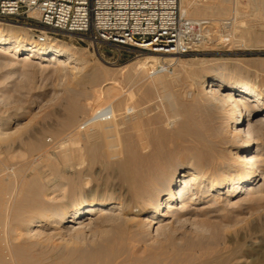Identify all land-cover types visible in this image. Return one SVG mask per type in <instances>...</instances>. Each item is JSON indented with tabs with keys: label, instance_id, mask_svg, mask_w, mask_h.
<instances>
[{
	"label": "bare ground",
	"instance_id": "obj_1",
	"mask_svg": "<svg viewBox=\"0 0 264 264\" xmlns=\"http://www.w3.org/2000/svg\"><path fill=\"white\" fill-rule=\"evenodd\" d=\"M195 5L190 0H181L182 15L219 17L228 8L227 0ZM210 20L211 18H207L202 23H211ZM0 46L10 57H16V53L22 52L16 58L24 63L40 56L49 62H57V66L68 65L75 72L81 69L77 65L86 63L84 54L71 45H40L32 36L22 33L18 26L8 22L0 21ZM147 58V62L156 60L153 56ZM225 70V67L220 66L216 71L198 70L200 72L197 73L191 70L186 71V75L183 73L186 77L190 76L191 80L199 81L201 102L191 104V108L195 107L197 113H186L187 106L181 109L170 103V111L182 112V119L174 128V135L166 133L165 129L158 126L161 115L153 118L154 120L147 118V114L143 118L144 113L137 108L138 103L131 101L129 94L131 102L127 97L115 99L113 103L109 102L110 106L108 110L105 108L104 114L101 115V111L97 112L100 116L93 115L95 119L91 120L90 126L84 127L81 139H78L82 140L83 143L80 144L83 146L70 148L59 145L60 149L55 152L56 157H59L58 163L53 162L50 154H47L45 161L50 171L58 174L60 177L56 179L60 181V178L69 180L68 192L71 194L75 193L82 178L81 171L70 175L67 173L74 162L87 161V167L91 168L100 158L103 159L102 165L115 161L118 163L124 186V194L119 197L83 193L74 204L64 208H59L54 203L49 204V185L45 182L44 171L34 164L35 161L33 163L34 152L43 151L47 143L42 140L43 137H37L35 132L19 134L23 127L8 131L4 123L0 122V143H4L0 146V264H230L234 258L240 256L237 251H216L200 238L196 241L187 240L183 244L178 240L175 229L168 230L181 215L192 209L188 204L198 199V192L205 196L242 198L262 178L257 161L260 163L264 158V148L258 145L254 135L262 130L263 125L259 123V127H256L253 120L264 113V92L257 91L252 80H243L242 74L236 69L229 73L233 80L226 78ZM98 71L94 67L88 74L89 77L96 79L100 75ZM139 77L143 79L145 75L141 74ZM165 83L168 82L162 75L149 81L150 85L164 86ZM76 95L73 94L64 105L65 113L55 132L79 123L78 115L83 114L84 107ZM128 111H131L132 117L126 115L129 114L126 113ZM178 115L181 116L179 113ZM262 120L264 118L260 119L261 122ZM219 122L228 124L229 133L236 142L234 163L224 159L225 152L228 151L226 148L217 150L215 147L216 141L213 139L218 135ZM119 123L125 124V132H120L122 127L118 128ZM150 124L157 126L150 128ZM83 125L84 122L82 127ZM15 133H18L17 136ZM174 137L189 150L187 149L188 153L186 151L183 157L172 159L168 173L164 174L160 164L169 155L170 151L165 147L174 142ZM149 138L152 139L151 142L147 140ZM148 143L154 157L151 161L147 158L150 163H145L138 155L141 149L143 151L149 146ZM20 144L27 146V161L9 163L7 159H10V155L7 154L10 153L11 158L24 154L19 155L14 149ZM1 155H7V158ZM187 174L191 175L189 181L184 178ZM220 177H223L222 181L218 180ZM260 188L261 185L255 190L260 191ZM57 190L60 189L56 183L50 192ZM190 192L193 193L188 196ZM58 194L62 196L64 192ZM57 198L55 196L53 199ZM180 200L182 204L178 206ZM141 212L144 215L136 218L135 215ZM170 215L172 221L166 219ZM87 216L89 217L83 220ZM156 219L157 227L152 232L158 236L163 234L164 239L151 235V226ZM202 229L205 230L206 227ZM82 235L92 236L89 244L80 242ZM255 252L257 256L249 259L251 264H259V249Z\"/></svg>",
	"mask_w": 264,
	"mask_h": 264
},
{
	"label": "rangeland",
	"instance_id": "obj_2",
	"mask_svg": "<svg viewBox=\"0 0 264 264\" xmlns=\"http://www.w3.org/2000/svg\"><path fill=\"white\" fill-rule=\"evenodd\" d=\"M215 1L217 2V0H190L191 4H196L195 6L207 3L213 4L216 3ZM179 3V5H181V0H179ZM227 7V11L219 17L183 15L195 21L211 18L209 22H213V24L212 22L208 23V27L206 28V35L211 43L197 52H189L183 56L158 55L150 52H141L135 55L121 56L118 58L116 53L102 48L100 51L105 56V58L102 59L95 50L87 48V46L82 43L70 41H66L65 43L63 42L64 40L55 42L58 45L63 43L71 45L77 51L84 54L86 63L77 65L81 67L77 73L75 70L71 71L68 65L57 66V62H49L46 58L40 56L24 63L16 58L17 55H21L22 52L16 53V57H10L8 56L9 54L3 52L4 49L0 46V122L4 123L5 129L8 131L23 127V129L18 132L19 134L25 133L24 135H28L29 132H35L37 137L41 139L43 137L42 140H45L44 142L47 143L43 151L38 153L34 152L36 156L34 155L33 157V163L35 161L34 164L40 167L42 172L44 171L45 182L49 185V190H47V198L50 200H48L49 204L53 205L54 203L59 208H64L74 204L78 198L82 197L83 193L110 197L123 196L124 186L121 181L118 163L115 161H112L109 165H102L104 164L103 159L100 158L101 160L95 162L96 165L94 163L91 168L87 167L89 166L87 161L74 162L72 165L73 167H69V172L67 170V173L70 175L75 174V172H82L81 181L79 180L74 194L68 192L69 180L63 178H60L61 181L58 180L60 176L50 171L47 161H45L47 154H50L52 161L58 163L59 157L57 156V159L56 153L62 144L70 148H79V145L83 146V144H80L83 143L81 142L82 140L78 139H81L84 127L90 126V123H92L91 120L100 116V114H104L103 112H106L104 111L105 108L108 110L110 104L118 98L127 97L129 99L130 96L131 101H135V104L138 103L136 105L137 108L144 113L143 118L147 116V118L154 120L156 116L159 117V115H161L159 117L160 121L158 126L163 130L165 129L164 131L166 133L168 132V134L174 135V128L180 123L182 112L176 110V112L181 115L179 116L175 111H170V103L181 107V109L187 106L188 108L185 110L186 113H197L196 108L191 107L194 105V102H201L200 97L202 94H200L199 81L195 79L191 80L190 76H185L186 73L191 70H195L197 73L200 72L198 70L210 72L216 71V69L221 66L226 68L224 73L225 77L233 80L234 78L229 76V73L233 71V69H236L242 74L243 80H252L255 83V89L264 92V0H227ZM222 19L224 20L223 22L220 21ZM19 31L32 36V33L23 27H19ZM33 40L36 39L33 38ZM149 56L156 57V60L152 59V61L147 62V57ZM108 57H111V59L107 60ZM195 62L198 63L196 64ZM71 65H73V63ZM149 65H153L152 68ZM193 66L196 67L194 68ZM203 66H205V69ZM94 67L97 71L100 69L98 71L100 75L92 80L88 74ZM188 68L191 69L188 71ZM72 72L74 73L72 74ZM183 73H185V75H183ZM141 74L145 75L143 79L139 77ZM161 75L165 77V81L168 83H165L164 86L149 84V81L153 77ZM73 94L78 95H76V98L80 104L83 105L84 110L86 109L87 111L83 110L82 113L84 115L81 113L78 115L80 117H78V120L80 119L79 123L77 122L73 127L57 133L54 130L58 127L61 117L65 113L64 105ZM116 94L118 96L120 94V96L118 97ZM170 97L173 99L174 103L170 101L172 100ZM168 98H170V100H168ZM93 100L96 101L94 102ZM101 111L102 113H100ZM126 113H129V111ZM130 113L126 115L132 117ZM174 114H177V116ZM263 114L257 115L253 120L256 127H259V123L263 125L262 130L256 132L254 135V138L259 142L258 145L262 148H264V120H262V123L260 119L264 118V116H262ZM93 115L95 116L94 118ZM88 116L91 117L89 118ZM86 118L90 120L87 121ZM81 122H84L83 127ZM120 124L121 126H119ZM122 124L123 123H119L118 128L122 127V129L120 128L119 130L123 133L126 128L125 124H123L124 126ZM154 125L156 124H150L149 127H154ZM78 126L80 127L78 128ZM217 132V137L213 139L216 141L215 147L217 150L226 148L228 151L225 152L224 159L229 163H234L235 155L233 153L236 152L234 148L236 142L229 133L228 124L219 122L217 124ZM18 133H15V136H17ZM150 139L151 138L147 140L151 142L152 139ZM174 139L178 144H176L174 140L172 144L165 147L170 153L160 164V169L163 167L161 171L164 174L168 173L172 159L183 157L189 150L185 144H179L176 137H174ZM3 145L0 143V146ZM148 145L147 147L149 148L146 147L143 151H141V149L139 152L140 154L138 153V156H140L141 160L145 163H150L154 157V155L150 153V151H152V149H150V144L148 143ZM26 147L27 146L24 144L16 145L14 147L16 153L18 152L19 155L22 153L24 154H22L21 157L17 154L19 157L15 158V156L14 159L10 157L11 154L9 153L7 155H10L9 158L11 160L7 159L9 160L8 162H26L28 156ZM151 148L154 147L151 146ZM7 155H1V157L6 156L4 158H7ZM12 155H14V153H12ZM262 157H264V153ZM147 158H150V161ZM257 158L259 159V157ZM263 159L264 158H262L260 163L259 160L257 161L258 171H260L259 174L262 178L254 186L253 190L245 193L242 198H228L225 195H220L218 197L214 195L205 196L198 192L196 194L198 199L192 202V204H188L189 208L192 209L187 211L184 215H181L178 221L174 222L171 225L172 227H170V229L168 228V230L175 229L178 240L183 244L187 240L196 241L200 238L203 239L204 242H207V245L210 247L212 246L216 251L221 250L229 253L237 251V254H240V256L238 255V257L234 258L230 264H251L252 257L257 256L255 251L259 249V264H264ZM81 164L83 165L81 166ZM190 177L191 175L187 174L184 178L186 181H189ZM218 180L222 181L223 177L218 178ZM56 183L60 190L50 192L51 188ZM260 185V191L255 190L258 189ZM61 192H64L65 195L63 194L61 196L58 194ZM192 193L193 192H190L188 196L192 195ZM55 196L56 198L58 197L57 200L53 199ZM181 204L182 200L177 203L178 206ZM142 215H144V212L136 214L135 217L139 218ZM88 217L89 216L83 218V220ZM166 219L169 221L173 220L171 215ZM157 222L158 219H156L151 226V235L157 239H164L163 234L158 236L156 234L154 235L152 232V230L157 227ZM79 239L80 242L89 244L92 236L82 235ZM223 248L225 249L222 250ZM242 254L244 256H242Z\"/></svg>",
	"mask_w": 264,
	"mask_h": 264
},
{
	"label": "built area",
	"instance_id": "obj_3",
	"mask_svg": "<svg viewBox=\"0 0 264 264\" xmlns=\"http://www.w3.org/2000/svg\"><path fill=\"white\" fill-rule=\"evenodd\" d=\"M0 21L26 28L41 45L82 43L102 59V48L118 58L183 56L211 43L208 23L184 17L179 0H0Z\"/></svg>",
	"mask_w": 264,
	"mask_h": 264
}]
</instances>
